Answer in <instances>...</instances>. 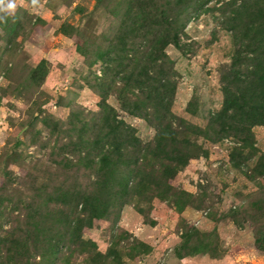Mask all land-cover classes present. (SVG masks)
Returning <instances> with one entry per match:
<instances>
[{
  "label": "rangeland",
  "instance_id": "374dc122",
  "mask_svg": "<svg viewBox=\"0 0 264 264\" xmlns=\"http://www.w3.org/2000/svg\"><path fill=\"white\" fill-rule=\"evenodd\" d=\"M15 2L0 12V264H264V126L223 115L252 100L264 0ZM165 22L180 48L149 64L174 88L154 121L119 92L155 108L126 79Z\"/></svg>",
  "mask_w": 264,
  "mask_h": 264
},
{
  "label": "trees",
  "instance_id": "16d2710c",
  "mask_svg": "<svg viewBox=\"0 0 264 264\" xmlns=\"http://www.w3.org/2000/svg\"><path fill=\"white\" fill-rule=\"evenodd\" d=\"M165 33L158 37L156 43L153 45L152 52L148 55L149 58L155 54V60L146 63H137L135 66H131V73L128 75L126 79L127 83L131 84L133 89H144L149 88L146 101H150L153 103V107L151 106H144V101L141 104H137L135 106H131L129 104L128 98L125 96L124 90L119 92V99L122 101L123 107L127 108L130 113L141 115L140 112L142 110L146 111L148 107L153 109V114L150 115L152 119L156 118V121L159 120H167L171 117L170 114V103L172 100V91L174 88H170L169 82L166 84L157 85L160 88L165 89V94L157 87L154 88V81L149 77V64L154 63L158 60H161L162 64H165L168 60L167 55L165 54L164 50L170 44L174 45L176 49H179V37L176 31V28L173 25L165 22ZM161 48V52H160ZM159 52V53H156ZM259 60L255 67V74L251 76V80L249 81L248 78L242 81V86H246L252 81H255L252 88H251V99L248 98V95L239 92L238 96L234 97L231 101H229L228 106L223 111V115H227L230 111L234 113H238L239 116L246 119V121H251L253 126H264V55L258 57ZM240 59H234V63L239 61ZM122 81H125V77L121 78ZM169 85V86H168ZM256 88L254 89V87ZM254 90V91H253ZM132 91V90H131ZM227 99V98H226ZM250 100V101H249ZM145 118V117H144ZM109 122H114L112 119L109 118ZM115 123V122H114ZM122 126L120 124H116L111 126V132L116 133L119 130H122ZM158 130L162 131L161 128ZM119 149V148H118ZM118 149L116 152L118 153ZM194 156L190 152L185 154V160L189 161ZM97 168L100 172H106L110 169L111 166L114 165L113 161V153L112 152H103L100 154L98 161L96 162ZM180 162L177 164L176 171L180 166ZM264 175V174H263ZM256 244L259 248L264 247V237L260 236L256 239Z\"/></svg>",
  "mask_w": 264,
  "mask_h": 264
},
{
  "label": "clouds",
  "instance_id": "9594fccd",
  "mask_svg": "<svg viewBox=\"0 0 264 264\" xmlns=\"http://www.w3.org/2000/svg\"><path fill=\"white\" fill-rule=\"evenodd\" d=\"M16 6L15 0H0V12H14Z\"/></svg>",
  "mask_w": 264,
  "mask_h": 264
},
{
  "label": "built area",
  "instance_id": "2783aa9c",
  "mask_svg": "<svg viewBox=\"0 0 264 264\" xmlns=\"http://www.w3.org/2000/svg\"><path fill=\"white\" fill-rule=\"evenodd\" d=\"M199 224V222L197 221L196 223H195V225H198Z\"/></svg>",
  "mask_w": 264,
  "mask_h": 264
}]
</instances>
